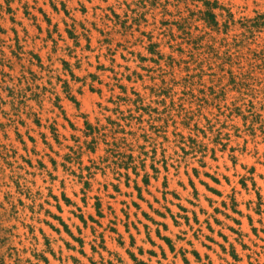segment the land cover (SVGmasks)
Returning a JSON list of instances; mask_svg holds the SVG:
<instances>
[{
  "label": "rangeland",
  "instance_id": "374dc122",
  "mask_svg": "<svg viewBox=\"0 0 264 264\" xmlns=\"http://www.w3.org/2000/svg\"><path fill=\"white\" fill-rule=\"evenodd\" d=\"M258 15L0 0V264H264Z\"/></svg>",
  "mask_w": 264,
  "mask_h": 264
},
{
  "label": "trees",
  "instance_id": "16d2710c",
  "mask_svg": "<svg viewBox=\"0 0 264 264\" xmlns=\"http://www.w3.org/2000/svg\"><path fill=\"white\" fill-rule=\"evenodd\" d=\"M205 6L207 7V10L202 12V17L201 19L206 23V25H208V27H210L211 29H217L219 30L218 27V21L216 20V15L214 13H212V6H210L209 2L204 3ZM209 6V7H208ZM176 22V26L178 27V30H181L182 33L184 35H186V37H188L189 32L187 31V27L184 24V20L183 19H178ZM243 26L249 27V28H262L264 27V15H258L256 18H254L252 21H246L244 23H242ZM224 26V31L226 33L227 29H228V25L227 23L223 24ZM253 52V55L255 57V59L259 60L257 57L258 55H256ZM231 56H228L227 58L230 59Z\"/></svg>",
  "mask_w": 264,
  "mask_h": 264
}]
</instances>
